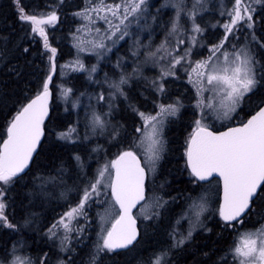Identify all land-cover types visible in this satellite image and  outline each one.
Wrapping results in <instances>:
<instances>
[{
	"label": "snow or ice",
	"instance_id": "snow-or-ice-1",
	"mask_svg": "<svg viewBox=\"0 0 264 264\" xmlns=\"http://www.w3.org/2000/svg\"><path fill=\"white\" fill-rule=\"evenodd\" d=\"M8 6L0 264H264V0Z\"/></svg>",
	"mask_w": 264,
	"mask_h": 264
},
{
	"label": "trees",
	"instance_id": "trees-1",
	"mask_svg": "<svg viewBox=\"0 0 264 264\" xmlns=\"http://www.w3.org/2000/svg\"><path fill=\"white\" fill-rule=\"evenodd\" d=\"M9 2L10 0H0V29H5L8 25L12 24V9L9 8ZM25 3H28L29 0H24ZM49 2L55 3L56 0H49ZM84 0H66V4H71L73 7H66L64 11H67L71 13L72 11L76 10V5L83 4ZM67 31V25H57L55 32L52 33V37L50 38H58L62 34L66 33ZM159 35V34H157ZM63 49L65 52L68 51L69 48H71V43L68 40L61 41ZM123 44L124 50L126 51L128 48L127 44H124V42H121ZM67 59V57H65ZM114 59V57H113ZM129 70H131V63H129ZM146 74H150L148 70H146ZM4 80V76L0 74V81ZM174 88H178L179 90H183L184 88H191V85H189L185 80L177 81L175 85H173ZM182 133H183V125L180 127L173 126L166 132V136L168 140L171 142L170 147L175 148L176 143L182 142ZM175 166V158L171 153L166 154L165 160L162 162V171H166L169 167H172L174 169ZM176 177L175 183L182 186L181 181L184 179L183 177H179L178 174L175 172L173 173ZM179 211V209H177ZM200 239L205 240L206 243L205 248H211L212 247V241L215 239L214 234L208 235L207 237H200ZM187 259L191 261V256H188Z\"/></svg>",
	"mask_w": 264,
	"mask_h": 264
},
{
	"label": "rangeland",
	"instance_id": "rangeland-1",
	"mask_svg": "<svg viewBox=\"0 0 264 264\" xmlns=\"http://www.w3.org/2000/svg\"><path fill=\"white\" fill-rule=\"evenodd\" d=\"M143 39L147 40V34H144ZM157 42H159V35H157ZM129 63H131V62H129Z\"/></svg>",
	"mask_w": 264,
	"mask_h": 264
},
{
	"label": "water",
	"instance_id": "water-1",
	"mask_svg": "<svg viewBox=\"0 0 264 264\" xmlns=\"http://www.w3.org/2000/svg\"><path fill=\"white\" fill-rule=\"evenodd\" d=\"M134 211H136V210H134Z\"/></svg>",
	"mask_w": 264,
	"mask_h": 264
}]
</instances>
